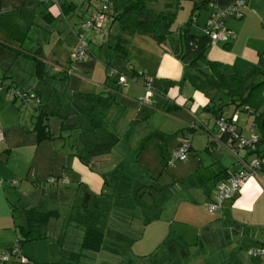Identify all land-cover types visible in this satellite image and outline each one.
Returning a JSON list of instances; mask_svg holds the SVG:
<instances>
[{
    "label": "crops",
    "instance_id": "1",
    "mask_svg": "<svg viewBox=\"0 0 264 264\" xmlns=\"http://www.w3.org/2000/svg\"><path fill=\"white\" fill-rule=\"evenodd\" d=\"M69 1L74 3L69 12L74 13L79 8L78 3ZM235 1L156 0L148 2L147 6L154 12L169 10L174 15L171 27L174 35L187 28L191 34L201 36L202 28L214 10L225 9ZM64 2L65 0H60L55 4L43 0H0V130L4 134L0 141V254L15 244L18 237L17 225L24 221L25 210L31 207L39 211L56 210L52 205L49 207V202L58 200V204L62 205L66 202L65 193L69 194L67 206L73 201V197L83 206L84 213L77 217L82 219L79 228L84 231L88 225L98 229L102 221L105 235L114 236V240L118 241L123 236L122 226H126L130 215L128 213L135 207L133 205L150 206L152 203L147 196L145 199L148 201L142 199V195L137 198L138 194H142V180H137L130 186L129 182L125 183V173H131L129 167H136L133 160L130 161L126 156L130 153L134 155L143 147L140 142L138 144L142 137V132H138V122L146 114H152L143 107H150L149 110L160 114V111L166 112L167 107L171 106L176 110L185 109L188 115V120L179 118V122L185 126L179 128L178 133L175 132L176 138L166 152L169 154L182 141H187L190 145L192 159L188 160V199L184 200L186 206L182 210L188 211V221L181 220L178 216L183 213H179L180 204L177 206L168 198L162 207H157L160 215L149 217V224L154 226L152 234L157 242L168 238L172 231L182 239H188V253H184L183 248L179 249L183 264H264V256L248 254L249 249L264 246V163L257 174L250 177L219 210L210 212L205 205L214 200L217 184L240 170L253 157L245 149H239L237 154H233L231 148L235 143L217 137L216 114L211 110H204L206 105L216 108L221 103L229 102L228 99L170 54L166 42L158 44L148 35L131 36L125 57L118 56L109 45L106 49L101 45L89 49L88 58L74 64L70 56L65 58L61 53L60 58L57 57L58 50L64 51L61 48L62 40L58 37L52 42L51 50L48 49V40L32 50L24 46L23 38L2 35L3 29L8 27L25 35L28 27L33 24L30 19L36 16L51 25L58 15L67 16L69 13L62 12L61 6ZM83 3L87 6L82 14L85 15L92 9V16L96 12L97 4L92 0H83ZM111 13L112 10L109 15ZM111 21L112 16H108L107 33L114 41L113 35L117 29ZM225 25L232 30L234 36L227 41L212 42L206 51V57L221 63L226 74H245L258 63L259 54L264 52V0H248L243 16L228 17ZM39 52L42 53L41 56ZM21 57L31 60L33 66L31 63L29 65L21 62V67L17 64ZM37 60L44 64L43 78L36 77ZM130 65L143 70L151 78L154 99L151 106L136 102V98L145 93L142 77L133 82L134 85H121L123 87L120 91L113 85L115 78L110 76L111 69L122 71ZM13 70H19L22 77H15ZM63 71L69 74L66 81L70 80V86L60 79ZM25 74L29 79H24ZM48 80L60 89L48 88ZM21 90L24 97L17 94L13 96L12 91ZM31 93L34 105L27 98ZM76 95L81 102L78 105L74 103ZM50 98L51 102L45 101ZM158 99L163 102V106L159 107ZM89 105H95L92 110L96 118L94 121L86 114ZM39 108L56 113L47 121L49 130L51 120L57 126L55 139H38L34 121ZM221 112L225 117L237 115L235 128L242 135L256 132L252 125L253 117L248 112L236 109L233 104L223 106ZM240 112L248 116L245 114L246 117L243 118ZM202 113H206L208 118H202ZM171 117L177 122L178 117L175 115L169 114L166 118ZM194 117H197L195 119L202 126H195ZM241 119L244 123L250 120L247 134H243V127L237 125ZM91 121L99 123L100 126H92ZM182 128L188 130V136L179 134ZM200 130L204 133H200ZM160 132L168 133L167 130ZM54 154L58 161L50 162V157H54ZM101 167H106L112 177H106ZM120 167V172L115 174ZM51 177H64L68 183H56L55 192L40 186L42 181ZM12 180H17L18 186L13 185ZM29 181L35 187L33 190L36 191V197L32 200L30 198L24 204L15 188L20 187L23 195L28 197L26 193L31 191ZM70 184H73L72 189L68 187ZM159 196H162L161 190ZM21 202L23 205L20 207L19 216L16 205ZM113 211L117 215L112 224ZM168 211L172 213H167ZM72 212L66 213L67 216L75 217ZM122 221L123 224H120ZM63 226L60 224V228ZM146 228L148 225H144V229ZM55 230L56 226L50 221L43 229L46 237L36 239L43 241L44 245L35 247V243H30L19 246L22 255L27 258L26 262L11 255L9 260L0 264L73 263L70 260L65 262L64 250L55 238ZM103 244L87 258L90 264H111L108 261H111V256L107 258L108 255L104 254L101 257L105 246ZM111 245L113 247H107L106 252L119 250L121 243L114 242ZM175 245L173 241H169L164 246L166 251H174ZM73 258L80 262L78 256L77 260L76 256ZM162 260L163 263L160 261L157 264H181L174 256ZM115 264L127 263L121 258Z\"/></svg>",
    "mask_w": 264,
    "mask_h": 264
},
{
    "label": "rangeland",
    "instance_id": "2",
    "mask_svg": "<svg viewBox=\"0 0 264 264\" xmlns=\"http://www.w3.org/2000/svg\"><path fill=\"white\" fill-rule=\"evenodd\" d=\"M75 3H78V7L74 13L69 12L67 16H62L58 15L56 18L53 19V23L51 25L46 24L45 22L42 21V19H38L36 17H33V19H30L33 24L28 27L27 32L24 34L22 33H17L10 27L3 29L2 35L4 36H9L10 35H16L19 36V38H23L24 46L26 48H31L32 50H35L37 45H39L41 42H46L47 40L50 41L48 45V49H52V42L55 41L58 38L62 40V45L61 48L64 50L63 52L57 51L58 56L60 58V55L62 53L65 58L70 56V60L72 63H77L80 61L75 60L74 55L72 54V47H75L77 43V34L79 32H83L85 36V40L88 44V55L89 56V49H95L103 45V49H106L109 44L112 43V38L110 35L107 33V24L106 21L103 23V25L100 28H91V29H86L84 27V23L91 18L92 14V9H89V12L86 13L85 15L82 14L83 9L86 8V4L83 3V0H74ZM94 2V1H93ZM94 4H97V7L99 4L97 2H94ZM96 13V12H95ZM94 13V14H95ZM82 14V15H81ZM93 14V15H94ZM48 26V27H46ZM86 29V30H85ZM11 30V31H10ZM10 32V33H9ZM16 32V33H14ZM77 33V34H76ZM65 40V41H64ZM45 45V44H44ZM45 49V48H44ZM56 50V48H53ZM86 58V59H87ZM65 61V60H63ZM24 63H31L33 66V62L31 60H27L24 58H19V64L21 67ZM71 63V64H72ZM72 64V65H73ZM28 70V68L26 69ZM13 73L15 74V77L21 76L19 70H13ZM24 79L28 78V75L25 74ZM70 80L64 82V84H69L70 86ZM128 85H134L133 83L128 82ZM183 84V83H182ZM115 87L118 88L120 91L121 86H117L116 82L113 83ZM181 85V84H180ZM56 88L60 89L59 86H56V84H53L52 81L48 80V88ZM166 89V87L164 88ZM31 101V105H34V99L32 100L33 93L27 97ZM79 96L76 95L75 97V104H80L81 102L79 101ZM159 101V107L163 106V102L158 99ZM46 102H51L52 99H46ZM112 102V100H111ZM37 106V103L35 104ZM156 107V106H155ZM146 109V111L152 113V114H146L145 117L141 121L138 122V132H142V137L140 138L141 140L138 141L141 143L140 146H143L140 150L136 151L134 155L130 153L127 157V159L130 158V161L133 160L135 163L136 167H129V170L131 173H125V183L129 182L130 185H134L137 180L143 181L144 186L142 194H138L137 198H140L142 195V199L148 197L151 199L150 206H145L141 205L140 207L135 206L133 210H131L127 224L126 226L123 224V229L121 230L122 232V237L120 239L114 240V236H106L104 238V244L103 251H102V256L104 257L105 255H108L107 258H111V261L109 263L115 264L116 260L123 258L124 261H126L127 264H148L150 263H155L162 261V259H165L168 256H174L176 260L183 264V259L179 255V249L183 248L184 253H188V239H182L181 237L177 236L175 234V231H172L171 235L164 239L163 241L157 242L156 237L152 234V228L154 227L152 224H149V217L150 215L153 217H158L160 213H158L157 207H162L163 204L167 200H172L173 204L175 203L177 206L179 205V213L183 212L182 210L186 206L184 203V200L188 199V160L192 159L191 152L190 150L187 153V159L182 162H176L172 166H167L166 164V158L168 154L166 153L167 150L171 147L173 144V141L175 140V132L178 131L179 128L184 127V123H180L179 118H184L188 120V115L187 111L185 109H175L171 108L170 113L168 110L166 112H161L160 114H157V112L153 111L152 109L149 110L147 107H143ZM153 108V107H152ZM169 114L175 115L176 121L173 120V118H166ZM240 116L245 118L244 116L246 113L240 112ZM247 115V114H246ZM202 118H208V115L206 113H202L200 115ZM248 116V115H247ZM53 117V116H51ZM197 117H194L193 120L196 124L195 126H200L199 120L195 119ZM67 120V118H65ZM166 121V122H165ZM249 123L250 120L247 121V123H244L241 119V122H238L237 125H240L243 127V134H247L249 130ZM158 126V127H157ZM202 126V125H201ZM57 128L55 122L51 120L50 122V132L52 133L53 137H57V134L55 133V129ZM160 130H167L168 133L162 134ZM54 131V133H53ZM202 131V130H200ZM185 134V136H188V130L185 128H182L179 131V134ZM197 133V132H195ZM200 133H204L203 131ZM197 135V134H196ZM55 139V138H54ZM139 139V138H138ZM198 139V136H196V140ZM137 143V141H135ZM133 143V146L135 144ZM138 152V153H137ZM138 154V156H137ZM89 156V154H87ZM206 156V155H204ZM204 156H202V159L204 160ZM50 162L51 161H58V158L54 154V157H50ZM55 164V163H54ZM187 164V165H186ZM51 165V164H50ZM99 168V167H98ZM101 169L104 171L105 176L111 178L112 175L106 170V167H101ZM121 170V167L115 171V174H118ZM119 171V172H118ZM51 166H50V173H51ZM114 172V171H113ZM185 176V177H184ZM48 180V179H47ZM47 180L42 181L40 183L41 187H45L47 190H51L53 192L57 191L55 189L57 186L56 183H49ZM31 191L28 193V197L23 195V191L20 189V187H17L19 191V196L20 199L26 203L30 198L31 200L36 197V191L33 190L35 187L32 185V182L29 181ZM39 185V184H38ZM128 185V184H127ZM69 188H73V184H70L68 186ZM160 190L162 192V196H159ZM71 192L70 190H68ZM66 197V202L62 205L58 204V200L52 203V201L49 202V207L52 205V208H55L56 210L58 209L59 212V218L58 219H51V223L56 226L55 232V238L58 239L59 243L63 247V256L65 262L71 261L73 263L70 264H90L87 261V258L92 254V251L89 250H82L79 248V244L81 242V238L84 235V231L82 228H79V223L81 218H77L78 215H82L84 213L83 206L79 204V200L77 198L75 199L73 197V201L69 202L70 204L67 206V193L64 194ZM137 196V192L134 193V197ZM169 198V199H168ZM47 200V198H46ZM48 200L50 198L48 197ZM146 200V199H145ZM148 201V200H146ZM23 202L17 203V208L16 212L17 215L20 216V207L23 205ZM54 205V207H53ZM132 206V205H130ZM141 208V209H140ZM145 209V211H142V209ZM70 209V211L68 210ZM73 211V212H72ZM157 211V212H156ZM71 214L72 216L75 215V217L70 218V221L68 219V216L66 213ZM158 213V214H157ZM167 213H172L167 212ZM178 213V214H179ZM124 214V213H123ZM117 214L115 211L112 213V224L114 223L115 216ZM149 215V216H148ZM126 216V215H125ZM181 220L188 221V211L185 210V212L181 213L178 215ZM81 217V216H79ZM124 217V215H122ZM63 218V220H62ZM20 221V219H19ZM79 222V223H78ZM152 223V222H151ZM60 224L64 225L63 228H60ZM144 225H148V228L144 229ZM150 225V226H149ZM177 225V224H176ZM52 229V228H51ZM174 230V229H173ZM169 241H173L175 245L174 251L168 250L166 251L165 249V244L168 243ZM114 242H119L121 245H119L118 249L115 252H106L107 247H113L111 244ZM30 243H35V247L39 245H44V242L41 240H35V241H23V244H30ZM76 253L80 262L74 261V258L71 256ZM97 259L99 258V254L96 255ZM102 259V258H100ZM84 260V261H83Z\"/></svg>",
    "mask_w": 264,
    "mask_h": 264
},
{
    "label": "trees",
    "instance_id": "3",
    "mask_svg": "<svg viewBox=\"0 0 264 264\" xmlns=\"http://www.w3.org/2000/svg\"><path fill=\"white\" fill-rule=\"evenodd\" d=\"M153 1L156 0H112V4L107 11V16H112L111 22L113 24L115 23L117 31L113 35L114 41H112L109 46L118 56L125 57L128 53L127 46L129 38L134 34L148 35L158 44L166 42L170 54L180 60L188 70L194 72L203 82L216 88L217 91L229 101L219 104L216 108L213 105H206L204 110H211L213 114H216V120L223 117L229 121L232 116L225 117L221 111L223 106L233 104L236 109L248 112L253 117L252 125L256 130L255 133L258 135V141L254 150L246 148L245 150H248L249 154H252L253 157L259 158L262 166V163H264V110H261V108L264 107V52L259 54L258 63L247 73L226 74L223 71V65L221 63L211 61L206 57V51L211 44L208 36L204 34L201 36L191 34L187 28H184L174 35V32L171 30L174 22V15L169 10L154 12L147 6L148 2ZM72 6H74L72 1L65 0L64 4L61 6L62 12L67 13L71 11ZM110 10H112L111 15H109ZM39 54V56L42 55L41 52H39ZM36 68V77L43 78L44 64L37 60ZM139 71H142V75L138 73ZM119 72L127 77H143V82L149 81L152 85L151 78L149 77L146 79V73L143 70L134 68L132 65ZM68 75L67 71H63L60 79L66 81ZM110 76L114 77L117 85L121 86V84L118 83L117 75ZM12 93L13 96H16L14 91H12ZM19 93L22 94L23 91L21 90ZM94 106L95 105L90 106L86 113L89 119H93V121L95 118L92 112V110L95 109ZM171 108V106L167 107L166 111L168 110L171 112ZM55 114V112L45 108L38 109V113L35 116L34 129L38 134L39 140L54 139L48 128L47 121ZM91 125L96 127L100 126L99 123L97 124V122L92 121ZM192 128L190 129L192 130ZM216 132L218 138L230 141L229 134L220 133L217 127ZM176 133H178V131ZM189 150L190 145L188 151ZM238 150L239 149H237V151ZM23 216L24 221L17 225L18 237L15 244H17L18 247L23 244V241H31L46 237L43 233L44 227L47 226L52 218L58 219L59 212L57 210L39 211L31 207L23 212ZM70 218L71 217H68L69 221ZM98 227V229H95L88 225L85 226L84 235L80 242V248L82 250L98 251L101 248L105 238L104 222L100 221ZM73 256H76L75 259L77 260V254L74 253L71 257L73 258Z\"/></svg>",
    "mask_w": 264,
    "mask_h": 264
},
{
    "label": "built area",
    "instance_id": "4",
    "mask_svg": "<svg viewBox=\"0 0 264 264\" xmlns=\"http://www.w3.org/2000/svg\"><path fill=\"white\" fill-rule=\"evenodd\" d=\"M49 1L51 3L58 4L60 0H43ZM97 2L99 6L96 9V13L91 16L89 20L84 23L86 29L100 28L103 23L107 20V11L109 10L112 0H92ZM248 0H236L234 3L229 5L225 9H215L211 14L210 18L202 28L203 34L207 35L210 42L217 40L227 41L234 36L232 30L226 27L225 20L228 17L240 18L243 16V9L246 7ZM195 21L193 17L192 22ZM85 29V30H86ZM88 44L85 40L83 32L77 34V43L73 48L72 54L75 60L84 61L88 55ZM142 75V71L138 72ZM110 75H117L118 83L121 85H126L128 82H134L138 78L127 77L123 73L115 69H111ZM143 78V77H142ZM149 77L147 76L146 79ZM143 89L145 93L137 97V103L143 106H151L154 104V99L152 96V85L149 81H144ZM17 96L24 97V94L15 92ZM13 94V93H12ZM237 120V115L234 114L231 120L227 121L225 118H218L215 122L216 127L220 133L229 134L230 141L235 143V146L231 148L233 154H237V149H249L254 150L256 143L258 141V135L255 132H251L249 135L245 136L238 132L235 128V122ZM4 134L0 130V141L3 140ZM189 149V144L186 141H182L178 146H176L168 154L166 158L167 166H172L174 163L179 161H184L187 159V153ZM261 168V160L257 157H252L248 162L244 163L242 168L232 174H230L225 179L221 180L217 184V193L211 202H207L206 208L210 212H215L219 210L226 200L231 199L244 185V183L252 176L257 174V171ZM49 183H62L67 184L68 180L64 177L54 178L51 177L47 180ZM13 185H17V180H12ZM248 254L252 256H264V246L259 248H252L248 250ZM11 255H15L19 258L21 262H26L27 258L22 255L17 244H14L10 249L2 252L0 254V263L9 260Z\"/></svg>",
    "mask_w": 264,
    "mask_h": 264
}]
</instances>
